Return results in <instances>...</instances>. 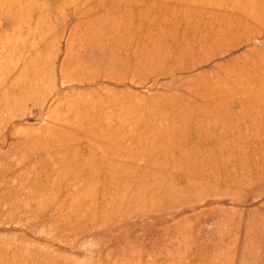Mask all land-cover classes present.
I'll return each mask as SVG.
<instances>
[{
	"label": "rangeland",
	"instance_id": "rangeland-1",
	"mask_svg": "<svg viewBox=\"0 0 264 264\" xmlns=\"http://www.w3.org/2000/svg\"><path fill=\"white\" fill-rule=\"evenodd\" d=\"M261 8L0 0V264H264Z\"/></svg>",
	"mask_w": 264,
	"mask_h": 264
},
{
	"label": "bare ground",
	"instance_id": "bare-ground-1",
	"mask_svg": "<svg viewBox=\"0 0 264 264\" xmlns=\"http://www.w3.org/2000/svg\"><path fill=\"white\" fill-rule=\"evenodd\" d=\"M261 9H262V11L264 12V8H261ZM262 11H261V12H262Z\"/></svg>",
	"mask_w": 264,
	"mask_h": 264
},
{
	"label": "crops",
	"instance_id": "crops-1",
	"mask_svg": "<svg viewBox=\"0 0 264 264\" xmlns=\"http://www.w3.org/2000/svg\"><path fill=\"white\" fill-rule=\"evenodd\" d=\"M256 5H258L257 3H256ZM251 6V5H250ZM264 13V12H263Z\"/></svg>",
	"mask_w": 264,
	"mask_h": 264
}]
</instances>
